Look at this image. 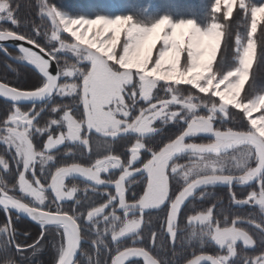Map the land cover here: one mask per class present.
<instances>
[{
  "label": "snow or ice",
  "instance_id": "1",
  "mask_svg": "<svg viewBox=\"0 0 264 264\" xmlns=\"http://www.w3.org/2000/svg\"><path fill=\"white\" fill-rule=\"evenodd\" d=\"M237 8L246 20V36H235L237 64L218 79L213 66L220 54L227 25L219 22L217 13L223 9V19L227 21ZM211 13L206 28L197 27L193 19L173 22L168 15H161L145 26L135 22L130 14L114 17L65 15L49 0H38V14L50 21L53 27L51 37L59 42V47L50 51L44 47L38 51L20 48L19 58L31 64L42 76L37 85L25 89L0 82V97L12 102L0 119V144L5 146L6 151L13 152L17 184L13 191L20 193V199L11 195L6 200L0 199V209L9 213L8 209L12 208L26 214L41 230L37 241L27 248L15 244L17 251L40 250L39 244L47 229L55 228L60 244L53 264H77L75 257L80 251V221L83 217L84 223L94 231L95 239L91 240V245L97 250V257L101 248L105 253L104 260L96 259V264H126L130 258H142L143 264H161V259L143 246H117L113 252L105 237L110 233L114 245H119L121 239L128 237L136 245L144 224V212L166 204V233L174 244L184 202L197 187L217 184L227 185L235 205H254L264 214V92L252 97L243 95L258 57L255 36L258 28L264 27V2L213 0ZM0 16H6L13 26L19 25L11 0H0ZM61 32L69 34L74 42L61 39ZM5 39L23 40L25 37L12 30L0 29V40ZM122 39L129 41L123 48L120 47ZM189 41L194 50L184 67L182 60ZM162 43L166 46L160 47ZM208 44L211 45L210 51L206 47L202 51V47ZM80 46L85 49L83 54L79 51ZM58 51L70 53L74 57L73 62L65 60L63 65L58 63L55 55ZM161 81L165 85H190L200 94L214 96L219 103L203 105L207 115H199L201 105L193 102L198 97L178 100L172 95L171 102L187 110L191 118L186 120L185 126L174 138L156 148L145 142L161 131L154 127L155 121L166 118L167 122H172L179 115L178 111H166L167 102L164 107L148 104ZM221 88L222 91L216 90ZM168 91L171 92V87ZM52 95L68 98L71 103L54 104L50 109L53 115L43 125L37 119L39 112L34 106L22 109L17 103L19 100L42 99ZM137 96L147 107L137 109L133 114L128 99L131 97L135 101ZM75 108L80 109L79 114ZM230 109L240 113L245 125L240 128L217 127L214 124L217 114L227 119ZM197 135L211 136L212 139L208 142H186L188 137ZM40 136L46 138L38 146L34 137ZM121 136L130 139L122 145V151H114L113 142ZM64 143L81 146L85 154H91L95 145L97 153H103V156L98 155L87 165L65 163L46 174L44 165L39 164L40 175L47 176L42 182L36 173L37 158L49 153L47 163L54 162L52 150ZM144 152L148 153L147 159H141ZM184 152L189 154L188 162H176L174 157ZM228 153H232L228 159H218ZM138 164L139 167L136 166ZM10 170L9 163L0 156V171ZM110 170H119V177L114 181L102 179L101 174H108ZM29 172L31 179L27 176ZM141 172L144 173L142 194L130 202L126 199V188L131 178ZM170 173L182 181V187L174 197L170 194ZM72 175H79L90 185L114 184L115 194L105 193L106 200L98 206H90L86 215L77 213L75 208L70 214L60 205L65 200L81 203L75 195L77 186L66 183V178ZM253 181L258 190L248 191L244 198H238L232 192L233 183L245 185ZM49 191L54 194V210H44ZM110 208L111 211H108ZM118 210L122 211V217L117 214ZM185 219L187 224L207 225L208 231L201 237H207L222 253L193 254L186 264H203L205 261L208 264H228L237 251V242L245 247L257 244L253 233L239 227L241 217L229 221L224 216L221 222L215 216V205L187 215ZM249 222L259 232H264V225ZM101 223L105 225L103 229L100 228ZM13 231L10 225L0 227V232L5 234ZM157 236L155 231L151 233L153 246ZM261 241L264 242V237ZM6 262L14 264L9 259L0 261V264ZM246 264H264V248L258 255L247 258Z\"/></svg>",
  "mask_w": 264,
  "mask_h": 264
},
{
  "label": "trees",
  "instance_id": "2",
  "mask_svg": "<svg viewBox=\"0 0 264 264\" xmlns=\"http://www.w3.org/2000/svg\"><path fill=\"white\" fill-rule=\"evenodd\" d=\"M15 6L20 7L19 14H24L23 19L30 17L32 19L30 25L32 27L38 24L35 12L32 7V0H11ZM53 2L57 7L67 11L70 14H81L87 17H93L96 14H133L139 18L144 19L147 22L154 21L159 18L161 15H168L173 20L178 19H193L195 23L199 26H205L210 23L211 19V5L213 0H49V3ZM255 3L264 2V0H254ZM32 7V8H31ZM23 9V10H22ZM220 21L227 25L225 28L226 35L224 37V42L221 47L220 54L218 55L216 62L214 64V70L218 73L226 71L229 67H233L234 58L232 52L233 41L237 34H240L242 37L246 36V20L242 13L235 12L228 21L220 18ZM261 29V28H260ZM256 40L258 45V57L252 71V75L249 83L246 85L245 92L243 95L246 97H252L260 92L264 91V30L259 31L256 34ZM37 42V41H36ZM40 42H38L39 44ZM43 47V45H41ZM9 52L14 53V50H9ZM9 61L5 56L0 53V81L8 83L10 86L21 87L28 89L29 87L24 86V83L28 79L26 75L29 76V70H21V66H13L11 68L13 73H10L6 66H10ZM25 74V75H24ZM17 75V76H15ZM38 79V76H37ZM35 79V80H37ZM182 95L186 96L185 92H182ZM10 103L5 100L0 99V119L3 118L4 113L10 108ZM236 120L238 119L236 115H232ZM232 117V118H233ZM184 127V126H183ZM181 125L178 123H172L166 126H159L161 129L160 132L155 133L151 138L145 140L146 143L153 147H160L163 143L167 142L169 138H174V134H178L182 130ZM199 138H205L206 136H198ZM95 134H93V139L95 140ZM130 137H119L114 141V151L120 152L123 150L122 145ZM134 139V138H132ZM200 140V139H198ZM70 150V151H69ZM61 151V152H60ZM58 155L56 156L52 165L60 166L65 163L79 162L85 164L91 161V158L95 159L98 155L103 156V153H97L95 145H93V150L91 154H85L83 148L77 145H65L60 149ZM67 151V155L63 153ZM232 153L222 154L218 159L224 161L229 158ZM127 155L126 153L124 154ZM148 155V154H147ZM146 154L142 156L147 157ZM180 158H176L178 163L188 162L189 154L187 152L178 154ZM143 157V158H144ZM145 159V158H144ZM11 176H14V170L11 168ZM7 173V175H8ZM140 173H137L131 178V182L126 188V199L128 201H133L138 199L139 195L143 191L144 180L140 179ZM194 178V177H193ZM81 184V182H78ZM84 185V184H83ZM107 191L108 193H114L115 191L112 188L107 187H97L96 191H90L85 196L82 197L81 203L76 205L75 211L77 213H83L86 215L87 210L90 206H98L100 203L106 200L105 195H100L98 190ZM256 189L258 186L256 182L253 181L250 184L245 185H235L232 187V192H234L238 198H244L248 191ZM114 191V192H113ZM215 205V216L223 222L224 216H227L229 221L234 217H241L242 222L239 227L245 228L256 236L257 244L255 247H245L241 245L240 242H237L235 245L236 253L231 264H243L244 260L251 256L258 255L261 248H264V242L261 241V238L264 237V232H259L256 228L252 226L251 222H256L260 225H264V218L259 214L257 208L253 205H235L229 195L228 187L224 184H217L215 186L209 187H197L194 190V193L184 202L182 210L180 212L178 227L176 229L175 243L170 246L169 238L164 232V222L166 218L167 205L165 204L159 209H148L144 212V224L139 234L138 243L136 245L132 244L131 238H124L120 241L119 246H143L146 247L153 255L161 259V264H164L162 257L166 255V251L170 253L169 249L172 247V251L175 256L181 260L180 264L184 263L187 259L191 257L192 254H197L201 252H208L216 254V246L207 238L201 237L202 233L208 231L207 225H200L198 223L187 224L185 217L190 214H195V212L204 210L209 206ZM66 211H69L71 214L72 205L71 202H62L60 205ZM109 209L108 211H110ZM15 222L23 223L24 228H14L16 231V237L19 240L27 241L31 237H35L38 234V227L36 224H33L27 220L17 218ZM81 227H82V241L80 247V253L82 252L83 256L78 255L77 264H96V259L101 261L105 258V253L103 248L99 250L100 254L97 257V250L91 245V240L95 239V234L90 225L85 224L83 217H81ZM7 225L6 219L4 217V212L0 209V227ZM21 226V225H20ZM105 225L100 224V228L103 229ZM50 228V227H49ZM155 231L158 233L156 238L155 246H153L151 241V233ZM196 234L193 235L192 233ZM10 234V233H9ZM0 236L3 239V242L0 248V261L9 259L13 261L16 254L19 253L14 246L10 245V241L15 239H6V234L1 232ZM5 236V238H4ZM106 243L110 248L113 249V252L117 245L112 244L110 239V234L108 237H105ZM203 242V243H202ZM9 243V244H8ZM8 244V245H7ZM46 249L41 253V256L49 255L51 253V247L46 243ZM10 245V246H9ZM168 255V254H167ZM7 263V262H6ZM127 264H142L139 260H133Z\"/></svg>",
  "mask_w": 264,
  "mask_h": 264
},
{
  "label": "rangeland",
  "instance_id": "3",
  "mask_svg": "<svg viewBox=\"0 0 264 264\" xmlns=\"http://www.w3.org/2000/svg\"><path fill=\"white\" fill-rule=\"evenodd\" d=\"M50 3L53 4V2H50ZM31 4H32V7L34 9L33 11L35 12L36 19H37V21H39L38 24L36 23V25H34L32 27V25H30V24L32 22H34V20L32 19L30 21L29 20L30 17H26L25 19H23L22 17H24V14H22V15L19 14L20 7L16 8V6L11 1L12 10L15 11V15L19 19V25L18 26H13L8 21L6 16H0V29L12 30V31L22 35L26 39H29V40L33 41L36 44H38V42H40L38 45H40V46L43 45V47L46 49V51H50V50H54V49L58 48L59 47V42L51 37V32L53 31V27H52L50 21L47 19V17L40 16L38 14V0H32ZM54 6L59 11H61L63 14H65V15H70V16H80L81 15V14H74L73 15V14H70L67 11L57 7L56 5H54ZM235 12L242 13L238 8L236 10H234V13ZM234 13H233V15H234ZM127 14H129V13H127ZM96 15H98V14H96ZM100 15L114 17L116 15H125V14H115V15L100 14ZM130 15L133 16L135 22L143 24L145 26L150 25L151 23H153L156 20L155 19L154 21L147 22L144 19L139 18V17H137V16H135L133 14H130ZM83 16H85V15H83ZM217 17H218L219 22H221L220 18L223 19V9H221V12L217 13ZM171 20L173 22H176V21H178L180 19H178V20L171 19ZM208 24L205 25V26H199L197 24L196 25H197V27H200V28H206L208 26ZM261 30L263 31L264 27H261V29L258 28V32L261 31ZM61 39L65 40L66 42H69V43L74 42L69 34L63 33V32H61ZM128 43H129V41H127L125 39H122L120 41V47L123 48ZM197 43H200V42L197 41ZM164 46H166L165 43H162L160 45V47H164ZM204 47H206L210 51L211 45L210 44L204 45L202 47V51L204 50ZM234 47H235V39L233 41V46H232V52H233V55H234V58L232 59V61L234 62L233 67L231 66L226 71H222L221 73H218L217 71L214 70V66H213L214 72L218 74V79H219V77H222L225 73L229 72L232 68H234L236 66L237 61H236V53L234 52ZM159 50L160 49L158 48V51ZM193 50L194 49L192 48L191 41H189L187 43L186 47H185V54H184V57H183V60H182V66L186 67L188 65V63L190 61V55L189 54ZM79 51L81 52V54H83L85 52V49L81 48V46H80L79 47ZM8 54L11 55L13 59L15 58L17 60H21L19 58L21 53L8 52ZM55 55L58 58V63H60L61 65H63L65 63V60H67L69 63L73 62V60H74V57L70 53H68L66 51H58V52L55 53ZM5 58L7 59V61H9V64H11L10 66H6L7 70L10 73H13L11 68H14L13 66H15V65L21 66V70L22 71L24 69L30 71V72H28L29 76L26 75L28 79L24 83V86H27V87L31 88V87L37 85L40 82V80L42 79V76L40 75V73L37 70H34L33 68H31L29 66H26V65H23L21 63L14 62V61L10 60L7 57H5ZM22 68H24V69H22ZM15 76H17V75H15ZM37 76H38V79H37ZM35 79H37V80H35ZM169 87H171V92L168 91ZM216 90L222 91L223 89L221 88V89H216ZM182 92H185L186 96L182 95ZM172 95L177 96L178 100H184L185 98H187L189 96L198 97V99H195L193 102L201 105V107L199 108V113H198L199 115H207L206 109L203 107V105L211 106L213 103H217V104L219 103V101L214 96L200 94V93H198L196 91L195 88L191 87L190 85H187V84H181L179 86H176V85H165L163 81L158 82V87L155 89V91H154V93L152 95V99L148 101V104H157L160 107H164L165 102H167L166 111L167 112L178 111L179 115L177 117L173 118L172 122H167L166 118H165L164 121H161V120L158 119L157 121H155L154 127L158 128L159 126L160 127L161 126H166V125H169V124H172V123H178V125H181V127H183V126H185L186 120L191 118V114L188 113L187 110H184L179 104L171 102V96ZM48 100L49 101H48L46 106H44V104H39V105H19V106L22 109H26L28 107L34 106L35 110L39 112V116L37 117V119L43 125V122H45L48 117L53 115V113L50 111V109H51V107L54 104L71 103V101L68 98L62 99L61 97L56 96V95H53ZM128 105L133 107V114H135V110L147 107V104H145L144 101L140 100L138 96L136 97L135 101L130 97L128 99ZM75 111L77 112V114H79L80 109L79 108H75ZM232 115H236L238 119L236 120V118H234ZM245 123L246 122H244L240 118V113L237 110H235V109H230V117L229 118L223 119V118H221V116L219 114H217L216 120L214 121V124L217 127H220L222 129L225 128V127L240 128L243 125H245ZM53 131H56V130L53 129ZM45 135H47V133H45ZM174 136H175V134H174ZM198 136H202V135L190 136V137L187 138L186 142H208L209 140L212 139V138L207 137V136L205 138H199ZM45 138L46 137H44V136L34 137V143L39 146V145L42 144L43 139H45ZM198 139H200V140H198ZM68 144L74 145L73 143H64V144H62V145H60L57 148L52 150V154L54 156V160H55L56 156L58 155V152L60 151V149H62L63 146L68 145ZM75 145H77V144H75ZM67 154H68L67 151H65L63 153V155H67ZM142 154L143 155L144 154L147 155L148 153L144 152ZM48 155H49V153H45L42 158L41 157L37 158L39 163L36 165V173H37V176L41 179L42 182L46 181L47 176L46 175H40L41 167H40L39 164H43L44 165L45 174L48 171H50V170H54V168L56 167V166L52 165L53 162L47 163V156ZM0 156H2L4 158V160L9 163L10 167L13 168V170L15 172L14 173L15 177H14V176L10 175L11 173L0 171V187L4 191H6L9 195H11L12 197H14L16 199H20V196H19L20 193L18 192V190L16 192L13 191V189H15L17 187V184H16V166H15V164L12 163L13 152L6 151L5 150V146L0 144ZM143 157L144 156H142L141 159H144V158L147 159L148 155H147V157H144V158ZM177 157L180 158L181 155L180 156H178V155L175 156L174 160H176ZM92 161H94L93 158H91L90 162H92ZM87 164H88V161L85 163V165H87ZM136 166L139 167L140 165L138 164ZM7 173H8V175H7ZM101 175H102V179H104V180H115V179H117L119 177V170H110L108 174L102 173ZM139 175H140V179L136 180L135 182H137V181L139 182V180H144V173L141 172ZM27 176H28L29 179H31L30 172L27 174ZM170 176H171L170 194L174 197L175 194L177 193V191L179 190V188L181 187L182 181H180L178 176H176L174 174L170 173ZM78 182H81V184H79ZM66 183L68 185L75 184L77 186L78 192L75 195H76V199H78L80 201H81L82 197L85 196L88 192L97 190V186L87 184V183L79 181V180H77L75 178L71 179V178L67 177L66 178ZM99 187L101 188V186H99ZM85 190L87 192H85ZM98 192H99L100 195H105V193H107V191H103L102 189L98 190ZM113 194H115V192ZM48 197H49V200L46 201V203L44 205V210H49V209L54 210L55 206H56L55 204L52 203V201L54 199V194L49 191ZM24 202L27 203V201H24ZM62 202H71L72 208H75L76 205H78V204L75 203V200H65V201H62ZM255 207L257 208V210L259 212L258 207L257 206H255ZM117 214L120 215L121 217L123 216L122 211L118 210ZM259 214L264 218V214H261L260 212H259ZM4 217L6 219L7 225H10L11 228H13V229L14 228H18V227L24 228L23 227V225H24L23 223H19V222H15L14 221L15 219L18 218L14 214H12L10 212L9 213H4ZM36 226L38 227V234H36L35 237L34 236L31 237L30 240L29 239H27V241L19 240V238L16 237L17 233H16L15 230L13 232H10V234L9 233L6 234L7 237L5 238V236H4V238L6 240L7 238L8 239H12V237H13L15 239V241L11 240L10 241L11 242L10 245L14 246L15 244H20L21 246L27 248L29 245L35 243L37 241V239L39 238V234H40L41 230H40V226H38V225H36ZM2 227H4V226H2ZM163 230H164L165 234L167 235L165 222H164V229ZM0 234H1V232H0ZM168 238H169V236H168ZM121 240H123V239H121ZM168 240L170 242V238ZM6 243L7 242H3V239L0 236V248H1L2 244H6ZM46 243H48L50 245L52 251H51V253L49 255L47 254V255L41 256L42 255L41 253L47 247V246H45V245H47ZM59 244H60V236L58 235V233L55 230V228H48L46 233H45L44 238L40 241V244H39V249L40 250L28 249L27 251H18L19 253L18 254L15 253L16 257H15V259H13L14 264H53L54 257L56 256V249L59 247ZM171 245H172V243L170 242V246ZM117 246H119V245H117ZM119 247L123 248V246H121V245ZM14 248L16 249L15 246H14ZM169 251H170V253H168V251H166V255H164V257H162V259H163L162 261L164 262V264H180L181 260L178 258V256H175V254L173 253L175 251H172V247H170ZM216 253L217 254H222V253H220V250H219L218 247H217ZM78 255L83 256L85 254H83L81 252ZM233 258H234V256L228 261V264H231L230 262H231V260H233ZM243 264H246V260H244Z\"/></svg>",
  "mask_w": 264,
  "mask_h": 264
},
{
  "label": "water",
  "instance_id": "4",
  "mask_svg": "<svg viewBox=\"0 0 264 264\" xmlns=\"http://www.w3.org/2000/svg\"><path fill=\"white\" fill-rule=\"evenodd\" d=\"M21 47H23V48H33L34 51H38V49L41 46H39L38 44H36L33 41H31L29 39H26V38L23 39V40H19V39L18 40H13V39L0 40V52L5 57L9 58L10 60H12L14 62L21 63L23 65L29 66V67L33 68L34 70H36L31 64H28L27 62H25L23 60H17L15 58L13 59L12 56L8 54V50H12V51L14 50V52L20 53V48ZM81 48H83V46H81ZM45 58H47V57H45ZM52 65L54 67V65H55L54 61L52 62ZM0 82H2V81H0ZM2 83H5V82H2ZM51 97L46 96V97H44L42 99L19 100V101H17V103H18V105H39V104H44V106H46L48 101H49L48 99H50ZM0 99L5 100L6 102L12 103L10 100L5 99L4 97H0ZM207 137L212 138L211 136H207ZM30 176H31V172H30ZM68 178H71V179L75 178V179H77L79 181H82V182H85L87 184L90 183L89 181L85 180L84 178L80 177L79 175H72V176H69ZM33 183L35 185V178H33ZM233 184H236V183H233ZM94 186H101V187H108V188L115 189L114 184L110 185L108 183H104V184H101V185H94ZM8 196H9V194L0 187V199H5L6 200L8 198ZM8 212L14 214L18 218H21V219L27 220V221H29V222H31L33 224H36L26 214H24L22 212H17L16 210H14L12 208H9ZM36 225H38V224H36ZM80 247H81V244H80ZM79 253H80V251H78L76 253L75 259H77ZM201 254H203V255H211V254H208V253H198L196 255H201ZM192 257H190L189 259H191ZM133 260H139L143 264L142 258H130L129 260L126 261V264L128 262L133 261ZM183 264H186V261ZM203 264H208V262L205 261V262H203Z\"/></svg>",
  "mask_w": 264,
  "mask_h": 264
},
{
  "label": "flooded vegetation",
  "instance_id": "5",
  "mask_svg": "<svg viewBox=\"0 0 264 264\" xmlns=\"http://www.w3.org/2000/svg\"><path fill=\"white\" fill-rule=\"evenodd\" d=\"M235 185H239V184H232V187L233 186H235ZM97 187H99V186H97ZM181 187H182V184H181ZM115 191V190H114ZM228 191H229V189H228ZM242 245V244H241ZM217 248V247H216ZM201 253H208V252H201ZM198 254V253H197ZM208 254H211V255H216V254H213V253H208ZM193 256V254L191 255V257Z\"/></svg>",
  "mask_w": 264,
  "mask_h": 264
},
{
  "label": "bare ground",
  "instance_id": "6",
  "mask_svg": "<svg viewBox=\"0 0 264 264\" xmlns=\"http://www.w3.org/2000/svg\"><path fill=\"white\" fill-rule=\"evenodd\" d=\"M8 52H9V50H8Z\"/></svg>",
  "mask_w": 264,
  "mask_h": 264
}]
</instances>
